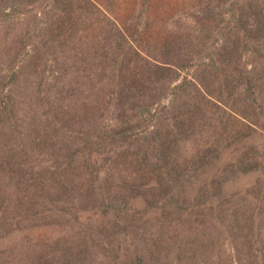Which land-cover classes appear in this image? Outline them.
I'll return each mask as SVG.
<instances>
[{"label": "trees", "instance_id": "16d2710c", "mask_svg": "<svg viewBox=\"0 0 264 264\" xmlns=\"http://www.w3.org/2000/svg\"><path fill=\"white\" fill-rule=\"evenodd\" d=\"M211 12L136 39L96 0H0V264H93L67 232L115 227L101 264H184L153 250L174 209L244 220L264 264V0Z\"/></svg>", "mask_w": 264, "mask_h": 264}, {"label": "rangeland", "instance_id": "374dc122", "mask_svg": "<svg viewBox=\"0 0 264 264\" xmlns=\"http://www.w3.org/2000/svg\"><path fill=\"white\" fill-rule=\"evenodd\" d=\"M96 1L118 21L127 33L136 39L140 38L138 32L141 30H145L149 37L157 39L162 38L169 31H179L181 33L192 31L198 26V20L201 19L207 22L208 17L212 15L211 11L218 9L224 4V0ZM208 136L205 137V140L210 139V137L207 138ZM256 141L261 142V138L257 136ZM254 179L255 176L249 174L240 180L237 186L244 189L247 187L246 184L254 183ZM227 188L228 190L234 189L230 185ZM171 212L169 218L173 223L172 229L164 230L160 226V223L154 224L155 239L158 243V246L153 247L155 255L156 251L165 253L169 250L173 253L175 245L178 244L179 247L183 248L181 253L184 264H230L232 258H236L235 261L239 262V257L246 259L244 264H248L249 258H251L252 264L256 263L254 258L256 252L252 251L246 240L247 237H245L248 228L245 227L244 220L239 219L234 221L232 227L229 228L228 226V230L224 231L219 226L215 225V227H212L209 221L208 225H201L199 220H203L202 218H198L195 214L186 216V211L182 209H174ZM65 220L66 216L56 217L55 223L60 224ZM97 229L95 228L84 233H79L77 230V236L74 232L75 229H72L66 234V241L69 242L67 245L69 247L72 245L78 247L75 250L76 256L80 259L86 257L93 264H101L106 256L104 239L114 237L116 241L119 240L120 242H124L127 239L124 229L121 227H115L116 231L108 229V231L103 232L107 233L106 236L103 233H99ZM53 230L54 227H51L50 231ZM38 233L37 230L35 232L32 230L25 234L24 232H19L12 237L13 240L10 243L18 242V240L23 238V235L28 234L30 237H34ZM62 240H64V237H62ZM231 241H234V243ZM141 246H145L143 241H141ZM126 247H128V244ZM232 247L236 249V252L233 251ZM49 250L54 252L53 248L49 247ZM185 255H188L189 258H185ZM258 259L259 263H264V257L260 256ZM107 260L110 263V259Z\"/></svg>", "mask_w": 264, "mask_h": 264}]
</instances>
